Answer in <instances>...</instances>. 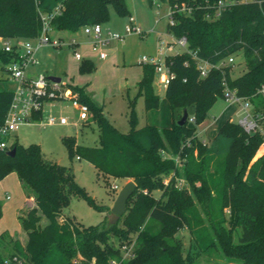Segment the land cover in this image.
I'll return each mask as SVG.
<instances>
[{"label":"trees","instance_id":"1","mask_svg":"<svg viewBox=\"0 0 264 264\" xmlns=\"http://www.w3.org/2000/svg\"><path fill=\"white\" fill-rule=\"evenodd\" d=\"M59 1L63 8L51 20L54 30L101 24L109 18L110 5L127 14L123 0H0V37L36 38L41 29L40 12L51 11ZM216 1L167 0L174 22L167 23L166 31L186 36L188 49L212 62L241 52L246 69L233 77V62L212 68L202 77L187 52L168 55L165 63L173 74L165 87L170 126L146 123L137 127L133 99H129V130L122 132L84 86L64 85L72 98L87 105L98 130V145H79L75 136L62 137L69 155L88 160L105 177L135 183L117 222L109 224L105 219L102 224L84 225L61 217L72 194L94 203L71 170L46 159L38 143L22 145L15 139L7 148H0V180L15 172L34 201L18 217L25 242L7 232L0 234V264H9L14 256L20 264H194L200 253L214 247L228 259L264 264V153L253 160L263 134L245 133L229 118L220 125L211 145L197 133L216 97L223 98L224 83L251 102L264 127V95L257 93L264 82V1L261 5L237 3L214 16ZM182 3L190 8L189 13L176 9ZM15 56L0 49L3 64ZM94 69L91 59L80 60V72ZM155 74L154 66L145 64L136 84L134 98L143 96L146 111L160 103L152 86ZM12 96V90H0V126ZM183 109L188 116L179 125ZM41 113L32 117L39 119ZM219 136L230 139L223 153L213 147ZM12 148L15 152L10 156L6 151ZM178 179L184 184L177 185ZM184 229L189 235L187 245L185 236L178 235ZM112 237L116 243L110 241ZM130 244L133 255L122 259V246Z\"/></svg>","mask_w":264,"mask_h":264},{"label":"rangeland","instance_id":"2","mask_svg":"<svg viewBox=\"0 0 264 264\" xmlns=\"http://www.w3.org/2000/svg\"><path fill=\"white\" fill-rule=\"evenodd\" d=\"M123 1L127 8V14L118 13L115 7L110 5L109 18L101 23L102 31L109 30L123 33L129 16H133L143 32L141 34L132 32L124 35L121 39L112 40L106 47L111 58L107 59L103 65L100 66L97 56L90 52L89 55L95 69L80 72V61L74 58V53L84 54L89 52L87 48H83L82 45L76 47L62 45L60 48L43 45L35 52L38 63L24 68L26 76L30 73L43 74L46 77L55 76L60 78L62 85L60 92L55 94L56 98L49 99L44 103L39 119L33 118L19 126L14 133L17 137L16 140L22 145L38 143L46 159L56 161L71 170L75 181L83 187L94 203H90L83 196L72 194L70 196V204L61 210V217H70L84 225L102 224L107 219L119 190L131 179L105 177L88 160L76 155L72 157L69 155L68 148L62 141V137L75 136L79 145H98V130L96 122L89 116L85 120L79 119V110L72 104L71 90L64 87V85L67 82H73L84 86L85 90L91 93L93 101L102 105L106 116L122 132L129 130L131 109L129 99H133L137 127L150 123V120H157L158 116L162 117L169 114L165 87L159 82L156 74L152 86L153 91L159 96L160 103L157 108L150 109H157L152 111L155 112L152 118L150 117V110H145L143 96L138 95L135 98L134 96L137 90V81L145 65L138 63V59L155 54L159 36L166 40L172 38V34L166 31V26L169 22L170 5L167 0H152L150 3L148 0ZM51 36H61L67 41L71 37L77 39L79 36L82 38L84 33L81 28L75 31L62 29L53 30ZM16 41V39H10V43H15ZM19 41L29 42L32 45L37 42L35 38L19 39ZM2 46L3 41H0V49H2ZM232 56L234 64L231 69V75L235 77L246 69V65L241 52H235ZM6 65L7 63L3 64L0 61V88L14 90L15 84L9 73L5 71ZM243 114L242 104L228 103L221 96H217L207 111L204 118L205 121L197 126V133L202 140L211 145L213 137H211V132L208 133L205 130L207 124H217L220 120L226 118L237 122ZM50 115L56 118L65 117L66 123L54 122L45 124L46 119ZM14 140L15 138L11 137L9 143ZM229 142L228 138L220 136L213 144V147L216 151L223 153L227 150ZM261 151L262 149L259 152ZM259 156V153L256 152L253 160ZM112 184H116L118 188L116 190L112 189ZM154 194L158 196L159 191H155ZM6 195H9V197L7 198ZM24 200V189L15 172L0 180V233L7 231L18 237L24 235L25 232L21 228L18 219L19 213L22 212V210L18 212V207L24 204ZM95 204L102 205L105 209L99 210ZM178 235L185 236L184 243L187 245L189 242L187 231L185 229L180 230ZM110 241L116 243L114 237L110 238ZM194 264L243 263L235 259H228L219 248L214 247L200 253L196 257Z\"/></svg>","mask_w":264,"mask_h":264},{"label":"built area","instance_id":"3","mask_svg":"<svg viewBox=\"0 0 264 264\" xmlns=\"http://www.w3.org/2000/svg\"><path fill=\"white\" fill-rule=\"evenodd\" d=\"M264 0H217L213 5L214 16H219L221 12L234 4L243 3H256L261 5ZM63 4L61 1L57 2L55 7L49 12H40L41 29L39 35L35 38L37 40L35 45L29 42H21L19 39L15 43H10V40L3 39L2 49L9 53H15L16 56L9 62H7L5 71L9 73V76L14 80L17 85L13 90L12 100L7 109L3 124L0 126V148H7L9 146L8 138L19 128L23 123L29 122L33 119L32 115L35 112L42 111L44 103L52 98H55V94L60 92L61 82H55L50 80L43 74H36L34 76H26L24 74V68L28 65L37 64L35 52L43 45H51L56 48L62 47V45H68L76 47L79 42L75 37H71L67 41L63 37H52L51 32L54 30L51 25V20L61 12ZM178 11L190 12V8L183 3L176 8ZM173 9L169 12V23L173 24ZM84 34L91 37L90 46L91 50L100 58L104 59L107 56L106 47L112 40H118L129 33L141 34L143 30L136 23L133 16H129L128 23L124 27L123 33L111 32L109 30L103 32L101 24L88 23L81 27ZM187 38L184 35L174 36L169 40H166L159 36L156 43V51L153 56H143L138 59V63L150 64L155 68V73L158 76L159 82L166 87L170 78L173 76L172 72L165 63V58L170 54H177L181 52H187L191 55L195 61L196 68L199 71L200 76H206L212 68H219L221 66L232 65L234 62L232 54H228L216 62H212L209 58L199 57L195 51L188 49ZM179 49V50H178ZM218 52H215L217 54ZM76 59H82V54L79 52L74 53ZM257 93L264 95V82L260 85ZM223 98L228 103L242 104L244 114L238 119L237 123L244 130L245 133L251 134L259 131L264 136V127L260 125L259 114L253 113V107L251 102L237 94L235 89L229 88L224 83ZM73 105L79 110V119H87L89 116L87 105L78 102L72 98ZM250 106V107H249ZM193 120V116L189 118ZM54 122L66 123L65 117L56 118L49 116L46 119L45 124H52ZM7 138V139H4ZM260 146L264 147V139ZM176 162L180 165L178 159ZM167 180H164L166 183ZM184 184L183 179L177 180V185ZM112 189L116 190L118 187L116 184H112ZM132 245H123L122 252L123 258L132 256ZM9 264H20L15 256L12 260L7 261ZM116 264L115 261L112 262Z\"/></svg>","mask_w":264,"mask_h":264},{"label":"crops","instance_id":"4","mask_svg":"<svg viewBox=\"0 0 264 264\" xmlns=\"http://www.w3.org/2000/svg\"><path fill=\"white\" fill-rule=\"evenodd\" d=\"M135 21H136V18H135ZM136 23L138 24V22L136 21ZM80 28H78V29H71V31L73 30V31H75V30H79ZM75 33V32H74ZM57 37H61V36H57ZM78 39H80V40H82V41H80V40H78ZM90 39H91V37L90 36H88V35H86V34H84V37H77V41L79 42V45L78 46H83V48L85 47V48H87V50L89 51V52H85L84 54H82V59L83 58H88V59H91V57H90V52H92V53H94L95 54V52H93L92 50H91V46H90ZM3 39L0 37V41H2ZM109 53H108V51H107V56H106V58H104V59H100L96 54V56H97V58H98V60L100 61V66L101 65H103V63L107 60V59H110L111 57L108 55ZM75 58V57H74ZM76 59V58H75ZM76 60H78V61H80L81 59H76ZM34 75H36V74H34V73H30V74H28L27 76H29V77H31V76H34ZM141 76H142V74H141ZM141 76H140V78H141ZM49 78V77H48ZM140 78H139V80H140ZM138 80V81H139ZM13 82H14V84H15V87H16V85H17V83L14 81V80H12ZM137 81V82H138ZM68 84H72V85H78V86H81V85H79V84H77V83H73V82H67ZM15 89V88H14ZM0 90H8V89H4V88H0ZM13 91V90H12ZM85 92H87L86 90H85ZM87 93H89L90 95H91V93L90 92H87ZM67 96H69V95H67ZM65 97H66V92H65ZM168 102V101H167ZM96 103V102H95ZM97 104V103H96ZM97 105H99V104H97ZM169 105V104H168ZM99 106H102V105H99ZM103 108V107H102ZM157 110V109H156ZM156 110H150V112L149 113H151V118L153 117V113H155V112H152V111H156ZM227 119V118H226ZM226 119H223V120H220L217 124L216 123H209V124H207L206 126H205V130L209 133V132H211V137H214L215 136V134L217 133V131H218V129H219V127H220V125L226 120ZM205 121V120H204ZM171 122H172V119H171V113H170V108H169V114H166V116L165 115H163L162 117H160V116H158V118H157V120H150V123H148V124H152V125H155V126H158V127H168V126H170L171 125ZM203 123V122H202ZM202 123H200V124H202ZM161 124V125H160ZM199 124V125H200ZM216 124V125H215ZM198 125V126H199ZM15 133V132H14ZM12 134L9 138H8V142H9V139L11 138V137H14L15 139H17V137H16V135L15 134ZM199 136V135H198ZM220 137V136H219ZM218 137V138H219ZM224 137V136H223ZM217 138V139H218ZM227 138V137H226ZM229 139V138H228ZM229 141H230V139H229ZM260 149H262V151L261 152H259L260 151ZM257 153H259V155H261L262 153H264V147L263 146H260L259 147V149L257 150ZM12 173V172H11ZM10 174V173H9ZM9 174H7L6 176H9ZM16 174V173H15ZM17 175V174H16ZM6 176L4 177V178H6ZM4 178H2V179H4ZM24 195H25V200H24V204L20 207H18V212H19V210H22V212H20L19 213V215H21V214H23L24 212H25V210L27 209V208H29V207H31V206H33V204H34V201H33V197L30 195H28V194H26L25 192H24ZM6 197L8 198L9 197V195H6ZM24 206V207H23ZM23 207V208H22ZM1 215V214H0ZM19 215H18V217H19ZM20 224V223H19ZM21 226V225H20ZM3 232H7V231H3ZM2 233V232H1ZM0 233V234H1ZM11 237H13V238H18V239H20V241L21 242H25V240H26V234L24 233V235L22 236V237H18L17 235H12L11 233H9V232H7Z\"/></svg>","mask_w":264,"mask_h":264},{"label":"water","instance_id":"5","mask_svg":"<svg viewBox=\"0 0 264 264\" xmlns=\"http://www.w3.org/2000/svg\"><path fill=\"white\" fill-rule=\"evenodd\" d=\"M50 80L55 82H60V78L55 76H48ZM187 110L183 109V113L180 119L177 120V124L183 125L187 120ZM15 148H12L10 150H7L6 153L10 156L14 155ZM135 190V183L132 180H128L122 188L119 190L113 206L107 216V222L109 224H114L117 222L119 217L123 214V212L126 209V204L129 196L134 192Z\"/></svg>","mask_w":264,"mask_h":264}]
</instances>
